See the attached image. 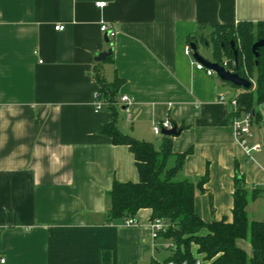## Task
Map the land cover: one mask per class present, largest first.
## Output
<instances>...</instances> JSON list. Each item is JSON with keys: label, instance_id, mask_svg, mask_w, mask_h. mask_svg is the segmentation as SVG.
<instances>
[{"label": "crops", "instance_id": "0c3cea01", "mask_svg": "<svg viewBox=\"0 0 264 264\" xmlns=\"http://www.w3.org/2000/svg\"><path fill=\"white\" fill-rule=\"evenodd\" d=\"M243 22H264V0H0L4 264H103L104 253L110 264H156L173 255L171 240L151 238L148 209L136 213L135 225L106 222L113 182L138 181L128 147L100 133L113 121L155 147V123L184 126L172 137L173 153L190 151L180 178L197 183L208 172L194 212L206 223L231 222L235 168L249 187L264 188V151L247 153L237 142L230 106L210 82L216 74L195 70L184 47L204 41L215 26ZM101 24L116 34L110 59L96 62L108 49ZM98 74L122 81L116 103L123 95L132 100L127 109L116 105L115 117L108 107L95 108L106 102ZM263 130L250 132L249 146L264 145ZM246 212L250 221H264V196ZM236 245L251 254L245 240ZM161 252L171 254L161 259Z\"/></svg>", "mask_w": 264, "mask_h": 264}, {"label": "trees", "instance_id": "16d2710c", "mask_svg": "<svg viewBox=\"0 0 264 264\" xmlns=\"http://www.w3.org/2000/svg\"><path fill=\"white\" fill-rule=\"evenodd\" d=\"M213 56L223 63L235 60L231 42L237 50L234 73L252 81V91L242 89L235 98L240 109L259 117L256 107L264 104V47L258 49L255 58L251 52L254 42L264 38V22L251 24L239 23L236 26H215L211 32ZM111 56L106 59H110ZM94 81L100 86L98 96L104 99L108 108L116 116V96L122 81L114 79L107 83L101 75H95ZM184 126L177 128L183 130ZM100 133L111 139L114 145H124L132 153L138 173L136 183L114 181L107 194L106 222H122L134 217L141 209L150 210V219H162L168 223V229L160 235L171 240L173 255L162 263L181 260L192 261L195 253L202 257L204 264H264V221H250L246 212L248 204L264 196V188L249 187L245 178L235 168L232 220H201L194 212L196 190L208 180V172L194 183L180 178L184 161L190 151L176 154L172 152V137L161 136L158 147L152 143L138 141L121 133L115 121L100 128ZM202 231H205L202 234ZM237 240H245L251 247V254L236 245ZM103 264H110L108 253L103 254Z\"/></svg>", "mask_w": 264, "mask_h": 264}, {"label": "built area", "instance_id": "2783aa9c", "mask_svg": "<svg viewBox=\"0 0 264 264\" xmlns=\"http://www.w3.org/2000/svg\"><path fill=\"white\" fill-rule=\"evenodd\" d=\"M95 5L98 8H102L105 6V3L97 2ZM54 29L56 31H61L63 30V26H55ZM99 30L101 33L107 34L109 40L114 38L116 34L115 30L111 29L110 26L107 24H101ZM192 53L193 52L190 44H187L184 47V54L186 55V57L192 60L191 65L194 67V69L197 71L205 72L207 76H212L214 72L204 68L202 64L193 60ZM235 64H236L235 60H231L230 62L223 61L221 66L224 67L229 72L234 73ZM251 83L253 84L252 81ZM217 100L219 102H226L230 106L229 122L234 130L237 142L244 148V150L247 153L258 152L260 150V147L258 145L249 146L247 143V139L251 135L250 128L252 126L253 114L250 112H245L244 110L240 109L235 97L228 99L226 96H220ZM131 102L132 100L130 97L123 95L119 98V101L116 103V105L122 106L125 109H127L128 106L131 104ZM103 107H108V104L106 102H101V101L96 102L95 104L96 110H100ZM172 128H173V124L170 122V120L164 119L160 122L155 123L152 127V131L154 135L162 136V130H171ZM121 223L124 225H135L137 224V221L135 217H130V218H126ZM150 225H151V238L153 240L158 239L160 235L168 229V223L162 219H155L154 221H151ZM173 246H174L173 244L170 245V247L172 248ZM193 257L194 259L192 261H188V260H181L179 262L168 261L166 264H204V261L202 260L201 256L194 255ZM4 262L5 261L3 259H0V264H4Z\"/></svg>", "mask_w": 264, "mask_h": 264}, {"label": "water", "instance_id": "95a60500", "mask_svg": "<svg viewBox=\"0 0 264 264\" xmlns=\"http://www.w3.org/2000/svg\"><path fill=\"white\" fill-rule=\"evenodd\" d=\"M104 40L105 42L108 44V49L104 52H101L100 54H98L95 57V61L96 62H100L104 59H106L107 57H109L112 54V45L109 41V38L107 36V34H104ZM231 49L233 50V56L234 59L236 61L237 59V50L234 49V43L231 42ZM191 49H192V57L193 59L202 64L204 66V68L209 69L211 71H213L216 76L224 83H228L231 84L235 87L247 90V91H252L253 90V84L245 79L240 77L238 74L236 73H231L228 70H226L224 67H222L218 62L215 61H206L203 58H201L198 53H197V47L194 43L190 44ZM264 47V38L263 39H259L256 42L253 43L252 47H251V52L253 54V56L255 58H257L258 56V49ZM179 134V131L177 130L176 126H173V128L171 130H162V135L164 136H168V137H175Z\"/></svg>", "mask_w": 264, "mask_h": 264}, {"label": "rangeland", "instance_id": "374dc122", "mask_svg": "<svg viewBox=\"0 0 264 264\" xmlns=\"http://www.w3.org/2000/svg\"><path fill=\"white\" fill-rule=\"evenodd\" d=\"M196 41L197 53L198 55L206 61H216L213 56V43L211 36H206L204 41ZM224 60V57H221ZM210 82L215 86V92L220 95H225L228 99L235 97L238 93L242 91L241 88L235 87L231 84L224 83L219 80L216 76L210 79ZM256 111L260 112L262 119L258 120L257 117H253L252 126L250 132H254L258 129H264V104L256 107ZM264 133V130L262 131ZM259 145V144H258ZM260 149L264 151V145H259ZM171 254L170 252H161V259Z\"/></svg>", "mask_w": 264, "mask_h": 264}]
</instances>
